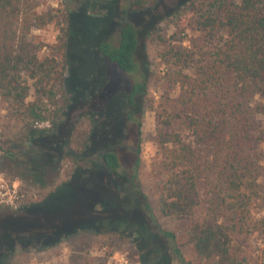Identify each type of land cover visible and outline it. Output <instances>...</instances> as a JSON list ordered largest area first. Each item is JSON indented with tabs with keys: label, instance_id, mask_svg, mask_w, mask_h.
I'll use <instances>...</instances> for the list:
<instances>
[{
	"label": "trees",
	"instance_id": "obj_1",
	"mask_svg": "<svg viewBox=\"0 0 264 264\" xmlns=\"http://www.w3.org/2000/svg\"><path fill=\"white\" fill-rule=\"evenodd\" d=\"M69 1L63 0L62 12H54L40 11L36 0H0V109L18 128L0 151L8 161L21 163L27 178L38 177L43 183L40 175L48 159L49 170L55 171L64 159L74 162L69 181L42 202L27 201L19 210L6 208L11 215L6 227L0 228V262L13 255L18 244L49 235L45 245L50 246L77 229L92 228L98 222L96 215L110 211L117 215L121 210L115 218L102 219L100 227L121 236L132 233L134 225L141 227V235L146 228L152 232L145 236L151 264L164 259L166 248L180 259L177 236L157 227L150 203L136 183L135 166L121 200L116 195L119 199L95 207L86 200L96 175L88 173L89 166L80 168L78 162L90 155L98 125L80 139L74 136V126L68 134L60 133L71 104L65 86L69 45L79 50L77 33L88 36L87 30L92 32L93 27L83 4L70 8ZM129 1L105 0L119 11V21L111 24L115 34L108 32L99 39L103 29L110 27V17L91 16L98 28L90 39L98 57L133 76L123 101L130 125L139 132L138 112L148 88L140 51L145 39L155 41L152 24L159 16L148 11L142 0ZM168 19L174 25L192 27L199 36L190 47L167 46L159 52L165 66L164 83L178 91L156 115L159 158L152 166L151 179L160 215L200 216L182 236V245L189 246L198 261L250 264L252 256L241 255L236 240L264 237V0H180ZM47 26L60 30L57 44L50 47L57 56H40L46 46L33 32ZM113 103L100 117L90 119L93 124L101 120L99 135L122 121L116 118ZM44 123L49 128H40ZM73 141L76 149L71 147ZM114 150L94 149L99 168L109 174L122 168ZM113 185L119 186L118 179ZM138 203L143 210L137 208ZM152 243L161 245L160 257L153 254Z\"/></svg>",
	"mask_w": 264,
	"mask_h": 264
},
{
	"label": "rangeland",
	"instance_id": "obj_2",
	"mask_svg": "<svg viewBox=\"0 0 264 264\" xmlns=\"http://www.w3.org/2000/svg\"><path fill=\"white\" fill-rule=\"evenodd\" d=\"M39 3V10H52L62 12L65 8L63 0H36ZM69 1V0H68ZM131 0L129 2H133ZM148 11L152 10L159 19L154 24L152 41L150 38L143 41V47L140 51V61L143 63L142 73L147 78V92L143 96L140 105V128H132L127 118V110L123 98L127 88L133 82V76L120 73L114 66L98 57L96 46L90 38H93V32L97 31V21L92 20L91 16L110 17V27L103 29L99 39L106 37V34L112 31L111 24L118 22L119 11L115 9L112 3L105 4V0H70V8H76L77 4H83L85 15L89 18V25L93 31L88 36H82L77 33L81 40L80 49H72L69 45L70 62L65 75V86L70 94L71 104L65 119L61 124L60 135L68 134L70 127L74 126V136L81 138L85 136L96 125H101V120H95L96 124L91 122V117L99 116L114 100V113L116 118L122 119L121 122L111 124L101 135L95 129L93 143L94 147L90 149V155L85 156L78 164L81 167L89 166L88 173L96 175L91 183L92 193L87 197L92 207L104 201L114 200V197L121 200L124 195L123 187L134 175L133 167L137 168L136 175L138 185L141 191L146 195L152 212L155 215L158 225L162 230H168L176 234L177 245L180 249V259L176 258L172 250H163L164 259L155 264H206L196 259L192 249L187 245H182V236L186 229L194 221L199 220V215L194 217H170L164 218L160 215L158 207V195L155 184L151 179L153 164L158 160L157 145L155 143L158 112L167 108L170 101L167 98H175L178 91L174 88L169 89L164 83L165 66L159 58V52L167 46H173L175 49L182 50L190 47L192 41L197 39L199 33L192 27L174 25L168 19L169 11L176 6L180 0H142ZM121 4V3H120ZM145 11V10H144ZM151 25V26H152ZM109 30V31H108ZM107 31V32H105ZM60 30L54 26H47L43 30H35L33 35L41 41L46 49L40 52V56H57L51 51L50 47L58 42ZM86 36V37H85ZM163 42H161V39ZM161 42V43H160ZM75 46V45H74ZM73 46V47H74ZM89 116V117H88ZM122 117V118H121ZM264 122V119H263ZM40 128H49V124L44 123ZM18 130L11 118L6 116L3 109H0V148H7L4 144L5 139L12 136ZM137 130V131H136ZM49 137L46 143H49ZM74 140V139H73ZM72 148L76 149L77 144L73 141ZM115 148L119 155L122 168L115 173H107L99 168L96 159L95 148ZM46 161V160H45ZM45 172L39 178L33 181L27 178L21 171L18 161L10 162L0 151V177L8 184H16L19 188L20 201L17 207H0V220H6V214L16 208L25 206L29 201L32 204L42 202L57 186L69 181L74 169V162L71 159H64L60 164L59 171L49 170V159L44 162ZM137 164V166H136ZM119 186L113 185L116 180ZM121 178V179H119ZM41 183V184H40ZM89 183V184H90ZM43 184V185H42ZM118 195V197L116 196ZM9 208V209H6ZM137 208L143 210V205L137 204ZM98 210V209H97ZM100 211V210H99ZM101 212V211H100ZM122 210L117 215L114 211L103 212L96 215L97 221L92 228L77 229L68 237L59 239L53 245L49 244V235L47 240L42 237L35 238L25 245H17L15 253L1 264H151L149 261V252L146 248V237L152 235L150 230L143 228L144 235H141V227L134 225L132 233H124L121 236L119 232H111L100 227V222L104 218H115L122 214ZM139 211H134L135 216ZM119 214V215H118ZM133 214V215H134ZM140 215V214H139ZM22 216V215H20ZM96 221V220H95ZM94 221V222H95ZM6 222V221H5ZM138 228V229H137ZM155 227L152 228L154 231ZM106 231V232H104ZM49 234V233H48ZM149 235V236H150ZM144 238V239H143ZM237 246H240L241 255H251L250 264H264V237L261 235L249 236L246 239H237ZM47 244L45 245V243ZM44 245V246H43ZM153 254L161 256L162 249L158 243H152Z\"/></svg>",
	"mask_w": 264,
	"mask_h": 264
},
{
	"label": "built area",
	"instance_id": "obj_3",
	"mask_svg": "<svg viewBox=\"0 0 264 264\" xmlns=\"http://www.w3.org/2000/svg\"><path fill=\"white\" fill-rule=\"evenodd\" d=\"M20 201L19 188L0 177V207H15Z\"/></svg>",
	"mask_w": 264,
	"mask_h": 264
},
{
	"label": "flooded vegetation",
	"instance_id": "obj_4",
	"mask_svg": "<svg viewBox=\"0 0 264 264\" xmlns=\"http://www.w3.org/2000/svg\"><path fill=\"white\" fill-rule=\"evenodd\" d=\"M16 207H17V206H16ZM19 209H20V208H16L15 210H19ZM10 215H11V212H7V214H6V216H5V217L8 216L7 219L5 220L6 222H5L4 220H0V228L3 227V226L6 227V226H5V223H7V222L10 221V220H9Z\"/></svg>",
	"mask_w": 264,
	"mask_h": 264
}]
</instances>
